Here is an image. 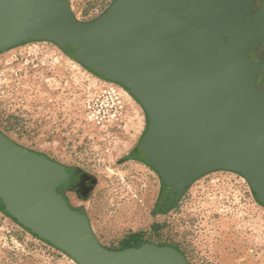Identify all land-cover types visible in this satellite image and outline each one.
I'll use <instances>...</instances> for the list:
<instances>
[{
  "label": "water",
  "instance_id": "95a60500",
  "mask_svg": "<svg viewBox=\"0 0 264 264\" xmlns=\"http://www.w3.org/2000/svg\"><path fill=\"white\" fill-rule=\"evenodd\" d=\"M257 1L115 0L81 22L70 0H0V53L51 42L129 91L149 120L141 148L173 200L225 170L243 176L264 204V58L257 65L250 57L264 44ZM57 165L0 131V199L34 233L78 264H189L169 245L104 247L59 193Z\"/></svg>",
  "mask_w": 264,
  "mask_h": 264
},
{
  "label": "rangeland",
  "instance_id": "374dc122",
  "mask_svg": "<svg viewBox=\"0 0 264 264\" xmlns=\"http://www.w3.org/2000/svg\"><path fill=\"white\" fill-rule=\"evenodd\" d=\"M114 1L70 4L81 22H91ZM261 6L258 0L256 9ZM255 52L260 65L264 48ZM148 128L145 110L126 89L57 45L30 42L0 53V131L96 177L87 211L104 247L126 248L137 234L133 244L175 247L189 264H264V204L240 174L208 173L158 212L161 176L133 159ZM25 221L20 225L0 210V264H78Z\"/></svg>",
  "mask_w": 264,
  "mask_h": 264
},
{
  "label": "flooded vegetation",
  "instance_id": "af4514ba",
  "mask_svg": "<svg viewBox=\"0 0 264 264\" xmlns=\"http://www.w3.org/2000/svg\"><path fill=\"white\" fill-rule=\"evenodd\" d=\"M258 3V1H257ZM257 5V4H256ZM256 5L254 7V11L256 9ZM260 49L264 48V44L259 47ZM256 51V50H255ZM251 52L250 57L253 61H259L260 60V52ZM263 80V75L261 74L259 76V83H261ZM136 152V151H135ZM138 155H133V159L141 161L143 163H147L150 165L148 158L144 151L141 148V145L138 148L137 151ZM58 163V162H57ZM61 164V163H60ZM64 171V179L63 182L59 185L58 191L63 196V198L68 202V204L75 209L77 212L87 216V218L90 221L89 213L87 211V203L94 195V192L98 186V181L96 177L93 175L83 171L80 168L70 166V165H57ZM151 166V165H150ZM152 167V166H151ZM153 168V167H152ZM154 169V168H153ZM174 200L166 194V192L163 189V183L161 186V193L159 196V209L158 212H165V209L173 202ZM0 205L3 211L7 214H9L10 217L13 216L19 223H22V225H25L26 219L19 213V211L13 209L11 206H9L4 200L0 199ZM4 205V206H3ZM9 210V211H8ZM153 213H156V209H154ZM14 214V215H12ZM91 223V221H90ZM27 224V223H26ZM133 244V243H131Z\"/></svg>",
  "mask_w": 264,
  "mask_h": 264
},
{
  "label": "trees",
  "instance_id": "16d2710c",
  "mask_svg": "<svg viewBox=\"0 0 264 264\" xmlns=\"http://www.w3.org/2000/svg\"><path fill=\"white\" fill-rule=\"evenodd\" d=\"M91 71V70H90ZM91 72H93V71H91ZM94 73V72H93ZM95 75H97V74H95ZM98 76V75H97ZM98 77H100V76H98ZM100 78H102V77H100ZM104 79V78H103ZM129 92V91H128ZM130 93V92H129ZM130 95L135 99V97L130 93ZM136 100V99H135ZM255 194V193H254ZM255 196H256V194H255ZM256 199H257V201L260 203V204H262L261 202H260V200L258 199V197L256 196ZM263 205V204H262ZM4 206V205H3ZM2 206L0 205V210L3 212V213H5L4 211H3V209L1 208ZM10 217V216H9ZM12 218V217H11ZM14 219V218H13ZM15 222H17V223H19V221H17L16 219H15ZM20 225H22V223H19ZM29 227H30V225H29ZM138 238H139V235H137V234H135V235H132L130 238H129V244L128 245H130V246H128V247H126V248H122V249H119V250H124V249H127V248H130V247H132L133 245H135V243L134 244H131V243H133V242H135V241H138ZM138 243V242H137Z\"/></svg>",
  "mask_w": 264,
  "mask_h": 264
}]
</instances>
